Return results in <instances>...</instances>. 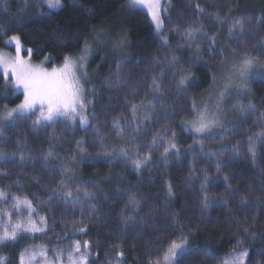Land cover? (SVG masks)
<instances>
[{"label":"trees","instance_id":"16d2710c","mask_svg":"<svg viewBox=\"0 0 264 264\" xmlns=\"http://www.w3.org/2000/svg\"><path fill=\"white\" fill-rule=\"evenodd\" d=\"M197 5L205 12L199 13ZM229 8V20L224 25L217 23L215 12L223 14ZM242 17L253 26L230 37L228 25ZM262 17L264 0H165L163 35L168 43L164 44L148 14L133 8L129 0H62V8L53 12L47 6L25 7L23 0H0V48L13 49L6 41L16 35L25 50L32 49L33 61L40 62L47 55L49 65L59 66L65 55L80 52L85 39L92 43L95 32H101L105 36L101 43L109 45L96 44L97 52L90 60L92 104L87 129L78 124L74 128L64 124L34 127L32 117L16 121L0 136V151L14 154L13 159L0 161V172L5 173L0 174V191L9 198L7 203L0 202V212L12 210V197H27L38 213L35 218L47 217L49 225L47 233L23 234L15 242L0 244L5 264H21L22 253L42 250L46 258L38 255L31 264H59L55 250L75 240L89 242L88 264H118L119 260L122 264H163V253L182 237L187 238L186 250L176 264H220L227 253L244 250L248 252L244 264H264V145H257L255 164L247 152L248 136L260 132L259 124L264 122V73L254 74L248 81L247 97L238 99L237 106L251 103L255 110L239 111L241 119L230 128L233 131L222 129L201 141L194 132L184 130L185 122L195 114L193 106L199 111L209 105L211 92L240 59V49L246 47L259 57L257 62H264V24L256 23ZM189 26H202L194 41L199 52L185 38ZM213 35L214 43L209 38ZM116 42H124L123 51L115 48ZM173 56L176 68L166 62ZM118 64L126 78L122 89L108 86L116 78ZM182 69L191 75L185 87L176 90L173 73L178 78ZM161 72L163 87L157 94L150 88L151 78ZM14 92L0 77V112L5 105L14 107L23 100L22 94ZM234 97L224 110L223 121L233 112ZM142 100L145 105L151 101L154 107H139L133 119L131 102L139 106ZM117 117L121 135L112 126ZM172 132L178 152L170 148L165 155ZM153 136H157L155 145ZM77 141H82L87 152L77 148ZM130 141L142 154L152 149L140 170L116 155ZM101 146L112 155H97ZM236 148L239 155L234 153ZM49 150L56 158L44 162L43 155ZM129 155H135V150L130 148ZM64 164L72 170L65 183L75 181L97 192L91 201L96 205L94 212L89 213L87 204L65 202L54 194ZM205 195L210 207L202 212ZM132 196L137 205L129 202ZM242 196L247 204L241 203ZM16 220L14 213L12 223ZM237 221L253 225L249 230L254 235L241 231L239 238L244 242L234 249ZM5 224L7 219L0 216V230ZM81 227L87 231L81 233Z\"/></svg>","mask_w":264,"mask_h":264},{"label":"snow or ice","instance_id":"6c2138e0","mask_svg":"<svg viewBox=\"0 0 264 264\" xmlns=\"http://www.w3.org/2000/svg\"><path fill=\"white\" fill-rule=\"evenodd\" d=\"M41 4L46 5L49 12H53L57 9L62 8V0H41ZM130 4L133 8L141 7L147 9L148 14L151 16L152 22L155 24L157 33L160 34L164 44L168 43L167 36L160 33V29L163 24L161 19V7L160 0H130ZM27 7V0L25 2ZM197 11L204 13L205 9L197 5ZM231 8L227 12L221 14L219 10L215 12V20L217 23L224 25L229 20V14ZM44 13L41 12V15ZM257 24H264V17L256 20ZM251 21H246L245 18L233 20L227 27L229 36L233 33L239 32L243 34L247 29L252 27ZM177 31L179 29H176ZM202 30L201 27L189 26L185 30V38L189 41L190 46L195 47L196 51L199 52V45L195 44V34ZM213 43L215 42V36L209 37ZM92 43L88 39L84 40L83 46L80 48V52L77 56L65 55L63 62L60 67L53 66L50 70L45 66L46 62L50 60L49 56H44L43 60L39 63L33 64L31 62L32 49H23L19 36L12 35L7 41V45L15 44V55L10 56L5 53H0V77L7 82L9 79L12 81L16 91L22 92L23 100L15 107L9 109L7 105L4 106L3 112H0V136L6 128L14 125L16 121L23 119H30L35 117L33 120V126H40L44 128H55L57 125L64 124L65 126L75 127L77 124L81 129H87L89 125V110L88 105L92 103L91 99L85 94L84 83L88 78V59L92 54L93 43L99 44L105 40V36L101 32H95L91 36ZM115 48L123 51L124 42H116ZM26 51L27 58L22 55V52ZM235 51V49H234ZM241 52L240 59L236 64L229 68L225 74V82L222 90L215 97L214 109L210 110L208 106H205L202 110L197 111L193 106L194 115L191 120L185 122V131L195 132L200 140L209 139L211 137L204 136V133L212 132L215 128H223V121L220 119L219 113L223 101L233 90L240 92L245 90L248 85L247 77L255 66L259 57L254 56L246 47L239 50ZM199 59V57H197ZM175 56L170 61H166L173 68H176ZM187 69H182L181 74L177 78V74L173 73V84L172 87L176 90L183 89L190 78V72ZM115 80H109L108 86L110 88L122 89L126 83V78L122 75L121 66L118 64L116 69ZM164 77V73L161 72L159 75L155 73L151 78L150 88L154 93H161L163 87L161 81ZM215 81V77H213ZM15 94V92L13 93ZM139 107L149 109L154 107L151 101L145 105L144 101L138 106L135 102H131V111L133 119L136 117V112ZM234 109H237L241 113L251 112L255 110V106L251 103L248 105H234ZM145 119L149 116L146 114ZM264 119V115H262ZM113 128L117 130V135H121L123 129L120 125V119H113ZM261 131L253 135L248 136V148L247 152L250 154L253 164H255L256 149L258 143L264 145V122L259 124ZM225 132L233 131V129H223ZM98 131V129H97ZM139 131V127L136 128ZM168 129H165L167 134ZM223 137H221L222 139ZM162 139V138H161ZM175 133L172 132V139L168 141V147H164L163 154H167L169 149L178 148L174 142ZM157 143V136H153L152 144ZM77 148L82 152H87V149L83 147L82 141L76 142ZM163 147V145H161ZM135 150V155H129V149ZM139 146L135 145L134 142H129L128 147L121 148L118 157H123L125 163L131 162L136 170H140L147 161L151 158L152 149L149 148L147 153L142 154L139 150ZM103 153L104 155H112L107 152L102 146L98 150L97 155ZM234 153L239 155V149H234ZM56 153L49 150L43 155L44 162H48L49 159H55ZM14 158L8 156L3 151H0V161H6ZM24 155H20L21 163L24 162ZM69 160L72 158L69 157ZM217 171L220 170V165L217 163ZM71 168L64 164L61 168V180L59 186L53 189L56 196L62 197L65 202L71 201L72 203H83L87 204L89 213L94 212L96 205L91 203L97 198V192L90 190L88 187L83 185L77 186L78 182L73 181L72 183H65V178L70 177ZM0 174H5L0 172ZM207 174L204 176V183L207 182ZM225 181L228 177H224ZM95 187V186H94ZM203 187V184H202ZM231 186L229 185L225 191ZM75 191L76 195L73 194ZM169 194H172L171 185H169ZM8 196L5 192L0 191V202L7 203ZM13 203L11 205V211L4 210L0 212V216L7 219V224L0 230V244L6 242H15L18 237H22L23 234H31L33 237L37 233H47L49 230L47 217H39L36 209L33 207V202L27 197L21 198L14 196L11 198ZM52 199L51 197L49 198ZM129 202L133 205H137L138 201L135 196L129 198ZM241 203L247 204L248 200L245 196L241 197ZM210 207V199L208 195H205L202 199L201 208L202 212H207ZM15 213L17 220L12 223L13 214ZM26 215L27 219H23ZM83 215V213H82ZM126 223V220L122 221ZM250 225L248 223H242L237 221L235 224L237 243L233 248H237L243 244V239L239 238V233L242 231L245 236H253L254 233L250 232ZM81 233L87 231L86 227H81L79 230ZM187 238L182 237L179 243L173 241L167 248V251L163 253L162 261L163 264H176L179 255H182L186 250ZM65 253L67 254L65 257ZM90 244L88 241H84L83 244L79 240L73 241L68 245L67 248H60L55 250V260L59 264H63L64 260H67V264H88L90 257ZM45 257L47 253L41 251L39 253H22L21 264H25V256H27L28 264H31L37 256ZM120 257L123 253L118 254ZM248 257L247 250L240 252H229L223 258H221L220 264H244L245 258ZM0 264H5L3 257H0ZM118 264H122V260L118 261ZM157 264H160L158 261Z\"/></svg>","mask_w":264,"mask_h":264},{"label":"rangeland","instance_id":"374dc122","mask_svg":"<svg viewBox=\"0 0 264 264\" xmlns=\"http://www.w3.org/2000/svg\"><path fill=\"white\" fill-rule=\"evenodd\" d=\"M23 1H25L26 2V0H23ZM27 4H28V6H32V7H35V6H46V5H43V4H41V0H27ZM129 4H130V0H129ZM164 4H165V0H160V7H161V13H160V15H161V19L163 20V11H164ZM131 5V4H130ZM136 8H139V9H143L147 14H148V12H147V9H145V8H141V7H136ZM148 16L150 17V20H151V22H152V19H151V16L148 14ZM152 24L154 25V27H155V24L152 22ZM155 29H156V27H155ZM157 32V31H156ZM160 33H164V21H163V24H162V27H161V29H160ZM159 34V33H158ZM160 35V34H159ZM13 45L11 46L13 49H8V48H0V53H5V54H8V55H10V56H14L15 55V44H14V42L12 43ZM22 44V43H21ZM98 45H101V46H104L105 48L106 47H109V45L108 44H103V43H99ZM22 47H23V49H25L24 48V46L22 45ZM97 52V47H96V44L95 45H93V47H92V54H91V56L89 57V59H88V78H87V81H82L83 83H84V88H85V94L89 97V99L91 98V95H89V91H88V87L90 88V90L92 89V86L90 85V80L92 79V74L91 73H89V64H90V60H91V58H92V56L95 54ZM79 54V53H78ZM78 54H75V56H77ZM22 55H24L25 56V58H27V56L24 54V51L22 52ZM74 55H73V57H75ZM31 62L33 63V64H36V63H39L38 61H33L32 59H31ZM45 66L46 67H48L49 68V70L53 67V66H51V65H49V61L48 62H46V64H45ZM61 65H59V66H55V67H60ZM223 72V71H222ZM222 72H220V73H222ZM256 73H264V62L263 61H260V62H256V64H255V66L252 68V70H251V72L249 73V75H248V77H247V80L248 81H250L251 80V78H252V76L254 75V74H256ZM224 82H225V77H223L222 79H221V81H220V83L216 86V89L215 90H213L211 93H212V96H211V98H210V101H209V105H208V107H209V109L210 110H212V109H214V105H215V97L218 95V93L217 92H220V90H222V88H223V85H224ZM6 83V86L8 87V88H10V89H12V90H14L16 93H20V94H22V92H20V91H16L15 90V88H14V86L12 85V81H11V79H9L7 82H5ZM214 92H216V93H214ZM245 94H247V90L245 89V90H241L240 92H237L236 90H233L232 91V93H231V95H229V96H227L226 98H225V100L223 101V104H222V106H221V109H220V113H219V116H220V119L223 121V114H224V110H225V108H227V105H228V103H229V101L231 100V98H232V96H236V97H234V99H233V104L234 105H237V101H238V99H245L246 97H247V95H245ZM245 95V96H244ZM237 96H243L242 98H239V97H237ZM22 102V101H21ZM20 102V103H21ZM91 104L92 103H90L89 105H88V110L91 108ZM15 107V106H14ZM11 108H13V107H10L9 109H11ZM202 110V109H201ZM230 115H227L226 117H225V119H224V121H223V128H215V129H213L212 130V132H208V133H204L203 135L204 136H207V135H215V134H218L219 132H221V130L222 129H224V128H226L228 125V127L226 128V129H230V128H233V127H235L236 125H238V123L240 122V119H241V113L237 110V109H233V112H232V114H231V116L229 117ZM195 133V132H194ZM196 134V133H195ZM197 135V134H196ZM180 256V255H179ZM178 256V257H179Z\"/></svg>","mask_w":264,"mask_h":264}]
</instances>
